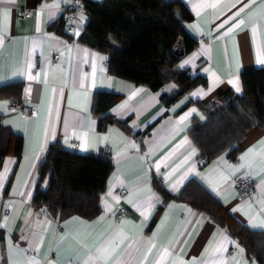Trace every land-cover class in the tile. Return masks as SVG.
<instances>
[{"label":"crops","instance_id":"crops-1","mask_svg":"<svg viewBox=\"0 0 264 264\" xmlns=\"http://www.w3.org/2000/svg\"><path fill=\"white\" fill-rule=\"evenodd\" d=\"M182 1L192 16L182 24L196 44L178 65L206 82L166 106L160 92L173 83L152 90L110 74L106 53L76 39L85 9L69 34V0H0V86L21 81L38 110L26 115L0 97L3 123L23 138L19 157L6 154L0 165V264H259L200 210L180 199L161 202L154 182L176 194L195 178L237 220L264 229V126L248 130L234 159L222 152L204 164L187 133L192 117L205 119L189 99L212 100L228 88L239 94L229 82L241 88L242 70L264 66V0ZM59 18L67 33L48 27ZM97 89L120 94L107 112L126 119L130 130L117 123L97 128L91 114ZM53 141L76 152L111 151L113 168L95 216L58 219L31 204L37 166ZM240 174L254 180L249 191L233 186Z\"/></svg>","mask_w":264,"mask_h":264},{"label":"trees","instance_id":"trees-1","mask_svg":"<svg viewBox=\"0 0 264 264\" xmlns=\"http://www.w3.org/2000/svg\"><path fill=\"white\" fill-rule=\"evenodd\" d=\"M88 19L76 39L83 45L106 53L108 73L160 90L167 83L174 86L160 92L164 105L186 95L197 84H205L200 74L192 76L179 60L196 44L182 22L192 16L182 0H83ZM53 31L62 32L63 20L48 24ZM241 92L219 90L215 99H189L205 114L204 120L191 118L188 136L199 150L201 164L226 152L234 159L240 143L253 126H264V66L242 70L239 74ZM22 82L0 86V97L20 96ZM120 94L110 90H95L91 114L97 118V128L117 123L126 130L127 120L107 112ZM149 125L144 133L149 131ZM23 138L5 125L0 116V165L6 154L19 157ZM113 168L111 151L98 148L93 152H76L59 141L50 142L37 166V179L31 204L49 216L63 219L69 215L95 216L100 209L99 192L105 187ZM155 183L161 202L180 199L206 214L225 229L243 249L249 260L264 264V229H251L237 220L219 199L195 178H189L176 194ZM160 203L147 228L153 224Z\"/></svg>","mask_w":264,"mask_h":264},{"label":"built area","instance_id":"built-area-1","mask_svg":"<svg viewBox=\"0 0 264 264\" xmlns=\"http://www.w3.org/2000/svg\"><path fill=\"white\" fill-rule=\"evenodd\" d=\"M69 13L66 17V30L69 34H75L76 32V24L75 19L78 11L84 10V5L82 0H69ZM25 15H29L28 10H24ZM56 57L57 55L54 54ZM7 104L9 108L16 109L26 115L35 116L37 115V108L28 103L27 94L21 93L20 96L13 98L7 97ZM233 186L241 192L249 191L253 185L254 180L244 174L237 175L233 178ZM120 193H123L124 188L118 189ZM119 210L122 211L123 208L120 206ZM65 264H78L75 262H67Z\"/></svg>","mask_w":264,"mask_h":264},{"label":"snow or ice","instance_id":"snow-or-ice-1","mask_svg":"<svg viewBox=\"0 0 264 264\" xmlns=\"http://www.w3.org/2000/svg\"><path fill=\"white\" fill-rule=\"evenodd\" d=\"M246 6L247 5H245V7ZM240 11H243V9H241ZM239 23H243V21H239ZM77 35H78V33H77ZM229 83H232L235 86L237 92H240L241 91V88H240V86H239V84H238L237 81H230Z\"/></svg>","mask_w":264,"mask_h":264}]
</instances>
